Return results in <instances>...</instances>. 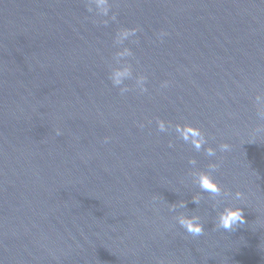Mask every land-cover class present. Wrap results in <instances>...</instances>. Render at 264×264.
I'll list each match as a JSON object with an SVG mask.
<instances>
[{
	"label": "water",
	"instance_id": "1",
	"mask_svg": "<svg viewBox=\"0 0 264 264\" xmlns=\"http://www.w3.org/2000/svg\"><path fill=\"white\" fill-rule=\"evenodd\" d=\"M0 264H264V0H0Z\"/></svg>",
	"mask_w": 264,
	"mask_h": 264
},
{
	"label": "clouds",
	"instance_id": "2",
	"mask_svg": "<svg viewBox=\"0 0 264 264\" xmlns=\"http://www.w3.org/2000/svg\"><path fill=\"white\" fill-rule=\"evenodd\" d=\"M105 0H99L100 4H103ZM129 33H124V36H127ZM125 53H120L118 55H124ZM130 76V71L127 68H124L121 70H116L113 72L110 79L113 81L114 86H118L122 83L124 78H127ZM126 90V89H125ZM161 130L164 129L163 124L160 125ZM188 133H191V136L188 135ZM59 134V133H58ZM183 139L186 142H191L197 151L200 150L202 144L205 142L204 137L199 133L198 130H193L191 128H188L183 133ZM221 151H226L228 146L227 145H221ZM207 154L209 156H214L215 151L211 148L207 149ZM191 164H195V160L189 161ZM211 171H215L218 165L212 164L209 166ZM195 183L199 187V189L202 192L210 193L213 199L217 197H227L231 195L228 191L222 189L220 185H218L211 177L209 173L205 172H199L195 173ZM200 195L199 193L192 198V202L195 204H199L200 202ZM243 198V193L241 192H235V199L241 200ZM220 203V201H218ZM186 207V204L184 202H180L179 205L173 204L169 210L175 211L177 207ZM177 222L179 225L185 229L187 233H189L192 236H200L203 234L204 228L203 225L200 223V220L198 217H187L184 215H180L177 218ZM245 223V217L242 207H235L231 205H225L221 211H219L218 219H217V227L220 229H223L225 231H233L234 228L238 227L239 225Z\"/></svg>",
	"mask_w": 264,
	"mask_h": 264
}]
</instances>
